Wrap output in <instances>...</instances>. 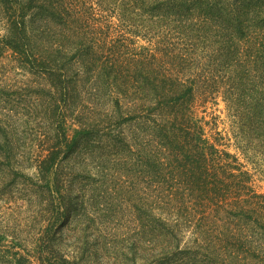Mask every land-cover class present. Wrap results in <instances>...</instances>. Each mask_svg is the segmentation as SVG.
Returning <instances> with one entry per match:
<instances>
[{
	"label": "trees",
	"instance_id": "trees-1",
	"mask_svg": "<svg viewBox=\"0 0 264 264\" xmlns=\"http://www.w3.org/2000/svg\"><path fill=\"white\" fill-rule=\"evenodd\" d=\"M0 28V264H264V195L196 119L220 98L264 176V0H0Z\"/></svg>",
	"mask_w": 264,
	"mask_h": 264
},
{
	"label": "rangeland",
	"instance_id": "rangeland-1",
	"mask_svg": "<svg viewBox=\"0 0 264 264\" xmlns=\"http://www.w3.org/2000/svg\"><path fill=\"white\" fill-rule=\"evenodd\" d=\"M1 29L2 28H0V33L3 32ZM147 45L148 44L145 41L139 39L137 40L135 46L140 48V47H145ZM148 47L152 50V46H148ZM6 56H9V55L7 54ZM3 63L5 64L9 63L8 65L12 67V69L7 70L9 77L11 79H17L21 81L25 79L24 73L18 67L13 66V63L9 62L8 59H4ZM196 117H197L196 119L201 120L200 124L203 125L204 138L208 139L209 141H213V137H214L216 130L221 133V136L225 137V143L227 144V147H226L227 151L230 154L237 156L240 162H242L246 166V168L252 173L253 184H254V188L256 192L264 195V176L261 174L260 171L255 170L253 166H251L247 161H245L241 153L235 147L234 140L232 137L230 121L227 118L226 108H225L224 103L221 101V99L217 98L216 104H208L207 108L205 110L204 109L200 110ZM66 130L70 135H74V133L77 130V126L74 124L68 123L66 125ZM261 170H263V168H261ZM3 206H4L3 202L1 201L0 211H4ZM21 206H22V202L19 201L17 202V204H15L11 208L15 209L16 207H19L22 210H24V207H21ZM20 218H27L26 214H20ZM184 240H186V238H184ZM3 244H4V248L10 247V244L8 242L3 243ZM16 250H18L20 254H22L23 256L28 257L27 254L23 252L22 250L15 248L13 251H16ZM30 252L33 253L34 257L32 258L28 257L29 261L31 262V264H37L36 259H35L36 252L33 249L30 250Z\"/></svg>",
	"mask_w": 264,
	"mask_h": 264
}]
</instances>
